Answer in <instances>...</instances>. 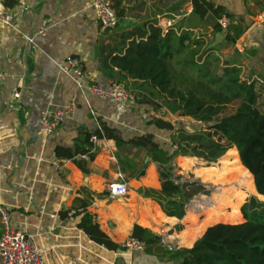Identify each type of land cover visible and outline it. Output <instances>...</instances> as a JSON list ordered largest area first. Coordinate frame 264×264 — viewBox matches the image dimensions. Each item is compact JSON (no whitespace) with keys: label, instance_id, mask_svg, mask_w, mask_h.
<instances>
[{"label":"crops","instance_id":"obj_1","mask_svg":"<svg viewBox=\"0 0 264 264\" xmlns=\"http://www.w3.org/2000/svg\"><path fill=\"white\" fill-rule=\"evenodd\" d=\"M168 1L124 0L123 5L150 7ZM209 1L241 18L245 28L243 35L263 17L257 16L249 25L255 13H264L261 10L264 0ZM4 5L14 14V27H0V72L3 73L0 83V207L7 210L11 229H19L33 239L45 264H177L171 256L174 251L191 248L208 227L244 221L241 205L250 196H259L253 182L245 185L231 170L234 158L230 152L236 151L235 148L229 149L218 163L176 158V173L192 175L208 192L193 197L192 204L185 207L182 220L165 216L156 202L137 193L139 188L160 190L159 169L144 150L121 149L111 139H97L95 143L89 140L93 160L86 155L77 156L87 162V174L62 157L59 153L85 147V134L93 133L99 121L117 129L124 139L146 131L155 132L146 126L150 113L137 103L120 105L111 98L92 95L84 88L91 84L105 90L110 88L112 81L99 71L97 49L100 44L111 45L113 38L110 31L101 32L95 13L86 6L85 0H4ZM191 10L188 3L182 16L170 19L173 25L180 24ZM134 14L138 16L136 21L146 16L142 11ZM44 19H51L52 27L41 37L37 29ZM193 32L196 36L202 35L205 41L209 37L212 46L223 39L221 34L213 36L209 27L203 33L202 28ZM27 37H31V43L27 42ZM238 41L235 46H218L214 53L221 59H229L236 49L243 55L238 58L242 79L254 81L256 87L264 86V47H245ZM220 47L227 48V52L219 55ZM252 50L257 51L255 56L244 53ZM256 56L263 65L260 77L251 76L250 61ZM67 57L82 61L83 88L58 71L57 63ZM14 94H19V98L15 99ZM71 102L76 107L74 116L61 123L53 134L46 135L38 128L36 123L42 111L58 109ZM157 136L168 141V135L157 133ZM236 157L241 165L238 154ZM56 159L67 160L62 172L51 168ZM223 161L228 164L224 166ZM123 162L129 165H122ZM141 170L144 175L137 176ZM119 174L127 184L128 194L110 200L106 187L117 180ZM82 189L85 192H81ZM102 193H105L102 198L95 196ZM239 194H243L238 206L239 218L231 221V205ZM82 202L89 203L87 211L96 215L100 229L115 244L121 246L137 225L160 236L161 245L147 254L145 251L108 250L96 244L77 227L80 216H73ZM176 225H181V230L177 231ZM2 232L0 224V235ZM167 245H172L174 250L168 251Z\"/></svg>","mask_w":264,"mask_h":264},{"label":"trees","instance_id":"obj_2","mask_svg":"<svg viewBox=\"0 0 264 264\" xmlns=\"http://www.w3.org/2000/svg\"><path fill=\"white\" fill-rule=\"evenodd\" d=\"M109 1L118 22L110 30L112 44L98 46L99 71L112 83L122 84L134 92L135 103L143 106L146 112L151 110L163 116L174 115L181 112L190 100H197L192 93L189 96L164 95L161 102L157 100V95L152 91L153 77L163 71L174 72L175 69L185 73L193 71L205 86L240 102L233 113L192 132L163 120L162 116L149 117L146 126L155 132L146 131L124 139L117 129L99 121V127L93 133L85 134V147L82 145L80 149L59 154L87 174V162L77 159V156L86 155L93 160L89 144L93 135L97 139L114 140L121 149L144 150L159 169L160 190L139 188L137 193L156 202L165 216L182 220L187 202L197 194L208 192L197 181L184 180L181 175L175 174L176 158L188 157L211 164L216 163L229 149L235 148L242 166L235 150L230 152L234 158L230 164L236 163L244 171L263 200L250 196L240 207L242 223L212 225L191 248L175 250L171 256L177 264H264V112L256 108L259 97L256 83L241 77L238 58L243 55L236 49L229 59H221L214 53L218 46H235L238 39L240 42L245 31L242 19L209 0H180L167 5L166 11L158 8L159 14L178 15L176 13L184 3H190L192 7L190 14L180 24L172 25L165 32L151 16L146 15L136 21L138 16L134 12L142 11V5L126 6L123 5L124 0ZM261 8L264 11V7ZM222 17L229 19L225 29L218 24ZM202 27L211 28L213 36L221 34L222 41L212 46V42L205 41L202 35L196 36L193 30ZM244 53L255 56L257 51ZM157 133L168 135V141L161 140ZM121 164L129 165L126 162ZM221 164L225 166L228 163L223 161ZM143 175L144 171L141 170L137 176ZM240 177L243 180V176ZM95 196L102 198L105 193ZM242 196L239 194L231 205V221L239 218L238 206ZM88 205L82 202V206L74 211L73 216H80L77 227L96 244L108 250H123L100 229L96 215L87 211ZM181 228V225L175 227L177 231ZM131 237L145 244L147 254L157 250L162 241L160 236L137 225L133 226Z\"/></svg>","mask_w":264,"mask_h":264},{"label":"built area","instance_id":"obj_3","mask_svg":"<svg viewBox=\"0 0 264 264\" xmlns=\"http://www.w3.org/2000/svg\"><path fill=\"white\" fill-rule=\"evenodd\" d=\"M85 4L93 9L101 32L110 31L117 25L118 19L109 0H85ZM218 24L222 29H225L229 25V19L222 17L218 20ZM172 25L173 22L168 20L160 23L159 26L166 32ZM0 27H14V14L4 5V0H0ZM51 27V19H44L39 24L37 35L45 36ZM26 40L28 43L32 42L31 37H27ZM57 69L63 75L73 79L79 87L83 88L81 81L84 75V65L79 58L67 57L64 61L57 63ZM2 79L3 73L0 72V83ZM84 88L92 95L99 98H111L120 105L135 103L136 100L135 95L122 84L112 83L107 90L96 84L87 85ZM14 98L18 99L19 94H14ZM75 111L76 107L73 102L58 109H47L41 112L36 124L46 135H51L61 123L71 119ZM89 140L91 143H95L97 138L93 135ZM66 164L67 160L56 159L51 163V168L56 172H62ZM174 172L177 174L175 167ZM106 192L107 198L110 200H118L127 196L128 187L121 174L118 175L117 180L107 185ZM8 222L9 215L7 210L0 207V224L3 229L0 235V264H45L42 253L33 239L19 229H11ZM121 248L128 252H143L145 244L138 239L129 237L121 244ZM166 249L173 251L174 247L167 245Z\"/></svg>","mask_w":264,"mask_h":264},{"label":"rangeland","instance_id":"obj_4","mask_svg":"<svg viewBox=\"0 0 264 264\" xmlns=\"http://www.w3.org/2000/svg\"><path fill=\"white\" fill-rule=\"evenodd\" d=\"M177 1L180 0H169V3H163L158 7H143L142 12H145V15L151 16L153 19L157 20L158 25H160V23L173 19L175 18L174 16H178L179 14H181L179 16H182L184 12H186L188 3H184L182 5L179 13H176L178 15L166 13L159 14L158 8H160V10L162 11H166L165 7L167 5H171ZM259 15L260 17L263 15V17H261L262 19H258L257 21L264 20V13H255L253 15L252 21L249 22V25L254 23L257 19V16ZM204 30L205 28L202 27L201 33H203ZM206 40L207 42H209L210 38L206 37ZM224 52H227V48L225 49L223 47H220L218 54L220 55ZM259 59V56H256L250 61L251 76L260 77V75H262L263 65H261ZM151 84L153 85L152 91L157 95V100L160 102L162 101L161 96L164 95L176 96L179 94H194L197 100L192 99L187 102L184 105L182 111L178 114H167L166 116H163L161 113H154L151 110L147 112L150 113V117L162 116L168 121L172 122L175 126H182L184 129L191 132L206 128L215 123L221 117L233 113L240 102L239 100H230L227 96L205 86L201 80L197 79L193 71L188 73L181 72L178 69H175L174 72L163 71L162 73H157L153 77ZM256 88L259 95L256 108L259 112H264V86H262L261 84L257 85ZM197 162L199 163L201 161L197 160ZM204 163L205 162H203V164ZM216 163H218V161ZM230 166L232 171L236 172L240 176H243L242 183L250 186L251 181L249 177L244 173V171L238 168L236 163L230 164ZM177 174L182 175L185 180H193V177L190 174ZM259 199L263 200L261 197H259Z\"/></svg>","mask_w":264,"mask_h":264},{"label":"water","instance_id":"obj_5","mask_svg":"<svg viewBox=\"0 0 264 264\" xmlns=\"http://www.w3.org/2000/svg\"><path fill=\"white\" fill-rule=\"evenodd\" d=\"M264 28V23H256L251 29H249L246 33H245V37L244 40L246 42H252L254 40H256L261 32V30ZM28 66L31 67V62L30 60L27 61ZM192 198L191 200H189L186 204V208H188L192 202H193Z\"/></svg>","mask_w":264,"mask_h":264},{"label":"bare ground","instance_id":"obj_6","mask_svg":"<svg viewBox=\"0 0 264 264\" xmlns=\"http://www.w3.org/2000/svg\"><path fill=\"white\" fill-rule=\"evenodd\" d=\"M256 23H264V20L257 21ZM245 34L242 36L240 40V44L245 47H262L264 46V28L261 30L258 38L252 42H246L244 40Z\"/></svg>","mask_w":264,"mask_h":264}]
</instances>
